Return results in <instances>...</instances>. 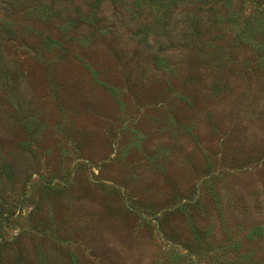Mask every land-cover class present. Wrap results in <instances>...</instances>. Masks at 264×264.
I'll use <instances>...</instances> for the list:
<instances>
[{
	"label": "rangeland",
	"instance_id": "obj_1",
	"mask_svg": "<svg viewBox=\"0 0 264 264\" xmlns=\"http://www.w3.org/2000/svg\"><path fill=\"white\" fill-rule=\"evenodd\" d=\"M0 9V264H264V0Z\"/></svg>",
	"mask_w": 264,
	"mask_h": 264
},
{
	"label": "trees",
	"instance_id": "obj_2",
	"mask_svg": "<svg viewBox=\"0 0 264 264\" xmlns=\"http://www.w3.org/2000/svg\"><path fill=\"white\" fill-rule=\"evenodd\" d=\"M14 3L12 0H0V9L5 11V9L13 8Z\"/></svg>",
	"mask_w": 264,
	"mask_h": 264
}]
</instances>
